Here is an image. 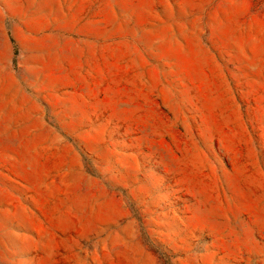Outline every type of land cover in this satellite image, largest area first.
Returning a JSON list of instances; mask_svg holds the SVG:
<instances>
[{
    "label": "rangeland",
    "instance_id": "obj_1",
    "mask_svg": "<svg viewBox=\"0 0 264 264\" xmlns=\"http://www.w3.org/2000/svg\"><path fill=\"white\" fill-rule=\"evenodd\" d=\"M0 264H264V0H0Z\"/></svg>",
    "mask_w": 264,
    "mask_h": 264
}]
</instances>
